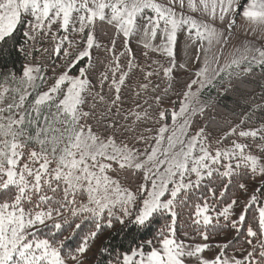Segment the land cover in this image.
<instances>
[{
  "label": "snow or ice",
  "instance_id": "1",
  "mask_svg": "<svg viewBox=\"0 0 264 264\" xmlns=\"http://www.w3.org/2000/svg\"><path fill=\"white\" fill-rule=\"evenodd\" d=\"M239 21L264 36V0H0V264H264V119L204 122L264 73V45L225 57Z\"/></svg>",
  "mask_w": 264,
  "mask_h": 264
},
{
  "label": "trees",
  "instance_id": "2",
  "mask_svg": "<svg viewBox=\"0 0 264 264\" xmlns=\"http://www.w3.org/2000/svg\"><path fill=\"white\" fill-rule=\"evenodd\" d=\"M106 42V40H101V43ZM131 47L133 52L139 56L140 49L138 48L137 43H131ZM120 50L121 49L118 47L117 51ZM21 63H24L23 57L17 59L16 67L19 68ZM191 73L194 72L188 70H178L177 77L182 83L183 80H186ZM225 87L228 88L227 91H224L223 88H220L219 91L215 88L212 90L213 96L209 100L211 109L206 113L204 120L205 123H209V130L223 127L225 121H231L232 124L239 123L241 116L245 113L252 117L253 122L264 119V73H261L257 69L254 75L241 76L234 79L230 87H228V85H225ZM179 88L180 84L177 85V90H179ZM172 98L175 99L174 94L172 95ZM123 99L125 101L123 105L125 109L135 107L136 101L134 98L129 96L126 91ZM257 106H259V108H257ZM253 110H255V112H253ZM116 227L118 228L119 225ZM184 227L185 226L182 223L178 224V233H182ZM123 235V233L117 234L115 229L111 230L110 245L113 247L118 246L123 238ZM105 242H109V234L107 232L101 234L93 247V251H96L99 246ZM86 264H97V261L93 257L92 253L88 254Z\"/></svg>",
  "mask_w": 264,
  "mask_h": 264
},
{
  "label": "rangeland",
  "instance_id": "3",
  "mask_svg": "<svg viewBox=\"0 0 264 264\" xmlns=\"http://www.w3.org/2000/svg\"><path fill=\"white\" fill-rule=\"evenodd\" d=\"M247 25L244 24L243 21H239L238 25L235 29V36L232 38L233 47H229L225 52V57L227 58L228 54L234 50V47H238L241 43L245 45H250L254 47H261L264 45V36L260 33L253 34L247 31ZM131 43H137L136 39H133ZM175 55L177 64L184 63L187 66L188 71L194 72L199 67H202V64H198L195 61V49L190 47L186 43V36L184 33L178 34V41L175 48ZM224 61H221L223 63ZM213 89L206 90L203 94L202 100L207 101L209 103L210 98L213 96ZM166 107H170V102L165 105ZM243 200V198H241ZM182 233H178L181 235ZM182 238V235H181ZM230 238V237H229ZM221 237H216V240H220ZM202 242V241H198ZM215 241H209V243H214ZM214 253L208 252L205 253L206 256L211 257Z\"/></svg>",
  "mask_w": 264,
  "mask_h": 264
}]
</instances>
